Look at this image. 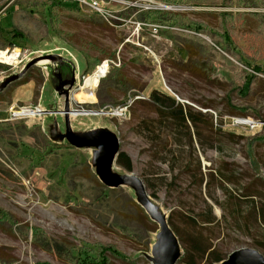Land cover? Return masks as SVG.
<instances>
[{
    "label": "rangeland",
    "instance_id": "1",
    "mask_svg": "<svg viewBox=\"0 0 264 264\" xmlns=\"http://www.w3.org/2000/svg\"><path fill=\"white\" fill-rule=\"evenodd\" d=\"M104 3L119 21L109 23L74 5L63 4L58 9L41 0H22L17 8L0 13V50L15 46L34 52L28 63L16 62L14 68L0 65V85L38 60L20 80L0 92L1 264H66L56 252L35 242V229L46 233L50 243L61 241L87 249H91L87 245L109 244L136 264L167 263L160 254L161 228L142 208L137 187L111 189L103 178L107 151L100 145L74 146L67 136L70 131L78 139L91 135L115 138L134 164L133 174L144 181L150 164H158L160 146L174 141L163 136L162 142L155 141L156 146L149 138L144 122L158 127L153 122L156 109L150 104L153 91L208 115L213 127L202 128L204 141L212 138L217 146L223 136L219 131L249 138L248 157L244 141L236 138L225 152L209 150L205 155L188 153L186 157L195 166L198 158L205 173L231 164L241 185L257 184L252 191L260 193L264 201V75L252 70L257 66L264 70L263 35H258L257 23L248 15L237 22L238 34L229 41L217 30L223 13L264 15V7L250 8L240 0H216V6L202 8L192 7L190 0ZM4 7L0 4V12ZM51 11L62 22V30L72 36L71 42L52 32ZM159 11L203 23L212 35H198L174 18L153 14ZM12 30L26 40L14 38ZM217 33L222 37L213 39ZM85 54L98 58L99 68L104 62L109 64V72L92 90L90 100L81 90L87 78L83 76ZM46 56L57 60L53 63ZM41 61H47V70ZM115 70L121 81L101 87ZM73 74L77 85L69 92L67 107L65 95L57 92V77L61 75L65 81ZM249 75L260 79L252 95L242 91ZM38 107L47 114L13 116L14 111L30 112L26 108ZM241 107L246 109L244 116L236 111ZM238 119L251 120L255 127L237 125ZM112 170L115 179L126 173L118 164ZM185 182L173 197L162 189L154 199L148 191L149 203L162 218L168 219L172 210L180 209V200L186 204V214L200 211V194L190 189L189 179ZM214 215L222 220L223 212L215 206ZM221 232L215 243L227 258L239 249H256L255 242L264 237V230L253 226L249 232H232L225 221ZM179 247L176 264H182L179 260L184 253Z\"/></svg>",
    "mask_w": 264,
    "mask_h": 264
},
{
    "label": "trees",
    "instance_id": "2",
    "mask_svg": "<svg viewBox=\"0 0 264 264\" xmlns=\"http://www.w3.org/2000/svg\"><path fill=\"white\" fill-rule=\"evenodd\" d=\"M215 1L190 0L191 3L189 4L196 8L214 7L216 6L214 4ZM240 3H244L247 7L254 9L264 7V0H240ZM54 6H57L59 9L60 4ZM153 14L158 17H170L169 20L174 18L181 22L187 30L189 29L198 35L203 34L210 37L212 35L203 23L199 24L190 20L187 21L179 17L178 14L162 11L153 12ZM247 15L257 23L258 35L264 36V15H260V13L239 14L237 17L232 13H223L219 15L218 32L220 34L222 33L225 39L229 41L231 37H235L238 34L237 22L245 19ZM166 17L164 19H168ZM50 23L52 32L56 37L71 42L72 36L62 30V22L54 15L53 11L50 13ZM11 32L14 33V38L26 40L23 34L16 33L15 30ZM220 34H215L213 39L219 36L222 37ZM263 36L262 38L264 39ZM84 58L87 68L83 76L90 77L101 65V61L96 57L86 54ZM239 60L245 66L251 68V65L242 60L241 57ZM252 70L257 74L264 75V70L261 66L252 67ZM117 72L116 70L112 72L110 75L111 79L103 81L101 87L106 82H120V78H117L115 74ZM248 77L250 79L246 80L242 91L245 94L252 95L257 89L256 87L260 79L254 75H249ZM150 104L156 109L157 118L153 122L158 125L156 127L144 122L146 130L150 134V140L152 142H162L163 136H167L169 139L171 137L174 138V141L172 144L166 142L163 146L159 145L160 151L156 157L158 164L155 165L153 162L150 164L149 171L143 181L144 185L147 191L150 192V196L158 199L162 189L167 191L168 197H173V193L178 191V188L181 189L180 185L182 183L185 184V181L189 179L190 189L193 188L195 192L200 194V211L196 212L193 209L192 212L186 214L184 212L186 204L180 200L178 206L180 209L172 210L168 218L169 226L177 236L184 251L179 261L182 264H221L227 259V254L221 250L215 241L220 238L223 222L225 221L228 228L235 233L238 231L249 232L251 226L264 230L263 196L258 192L255 193L252 191L253 186L257 185L254 182L247 188L243 187L237 180V175L231 171V164L225 163L217 170L209 168L210 171L205 173L202 169V163L198 158L195 166L193 161L191 163L187 161L186 156L188 153L194 155L200 152L205 155L209 150H214L218 153L225 152L230 147L229 144L233 143L236 138L244 141V153L248 157L250 156V151L247 150L246 144H249L250 139L219 131V134L223 136H221L222 138L217 141V146H215L214 139L211 138L205 141L203 139L202 128L205 125L213 127L212 121L207 118L208 115L196 111L193 106L182 105L171 96L158 91L151 93ZM245 110L241 107L236 111L241 116H244L246 115ZM205 121L209 122L206 123ZM156 146H158L157 143ZM116 163L126 172L133 173L134 164L127 152L121 151ZM163 166H166L167 170ZM215 206L222 210V220H219L214 215ZM34 239L46 251L56 252L66 264H114V262L136 264L135 261L130 260L115 246L109 244L108 246H102L101 244L94 246L87 245L91 248L87 249L84 245L78 248L75 245L61 241H53L50 243L46 233L41 229L34 230ZM255 243L256 249L264 255V237L261 241H256Z\"/></svg>",
    "mask_w": 264,
    "mask_h": 264
},
{
    "label": "water",
    "instance_id": "3",
    "mask_svg": "<svg viewBox=\"0 0 264 264\" xmlns=\"http://www.w3.org/2000/svg\"><path fill=\"white\" fill-rule=\"evenodd\" d=\"M46 58L50 59L52 62H55L57 60V58L54 56H46ZM37 62L38 60H33L31 63H29L28 67L23 72L8 77L0 85V92H3L9 85L20 80L25 72ZM57 79L59 80L57 92L61 95H65L66 106L68 107L70 99L69 92H72L75 89L77 85V79L74 74L70 81H63L61 75H58ZM65 88H68V92L64 91ZM102 113L104 114V112ZM67 136L70 144L74 146L100 145L107 151L103 170V178H105L106 185H108L111 189H118L124 186L137 187L143 205L142 208L146 211V214L149 216V218L152 219L160 228H162L165 233L164 236L162 235L159 245L160 254L164 256L167 262L166 264H176L179 258V240L175 233L172 232L169 226L168 219H164L159 216L152 205L149 203V194L142 179H140V177H137L133 173L128 172L122 175L120 179H113L110 177L112 169L114 165L117 164V158L121 152L118 141L108 135H91V137H87L85 139H78L72 136L70 131ZM163 246H165V252L162 251ZM167 254L169 255V257H167ZM225 261L226 264H264V256L255 248H244L232 253Z\"/></svg>",
    "mask_w": 264,
    "mask_h": 264
},
{
    "label": "built area",
    "instance_id": "4",
    "mask_svg": "<svg viewBox=\"0 0 264 264\" xmlns=\"http://www.w3.org/2000/svg\"><path fill=\"white\" fill-rule=\"evenodd\" d=\"M21 1L22 0H0V4H5V7L1 10L0 13L1 14L6 13L12 7L17 8ZM41 1H44V2L47 1L53 5H59V4L60 5L70 4L72 6L74 5L76 8H80L83 11L93 12L94 14L98 15L101 19H103L109 23H112V22L115 23V22L119 21V18L117 16L115 17L114 13L109 9V7H107L105 5L104 0H41ZM32 54H34V52L31 53L30 50L25 49L23 47L18 48V47L14 46L12 49H10V47H9L5 50H0V65L8 66L10 68H14L15 66H17L15 64L16 62L19 65V64L23 63L24 61H26L27 63L29 61H31L32 60V58H31ZM69 55H70L71 59H73V61L77 64L76 58H74V56L72 54H69ZM44 66H46V70H47L48 65L46 64ZM56 67L58 68L59 65H57ZM98 69H99V67H98ZM0 83H1V81H0ZM26 109L37 112L39 117H42L43 115L47 114L46 110H44L41 107H38L35 110H33L32 108H26ZM13 116L18 117V118L21 117V116H15L14 114H13Z\"/></svg>",
    "mask_w": 264,
    "mask_h": 264
},
{
    "label": "bare ground",
    "instance_id": "5",
    "mask_svg": "<svg viewBox=\"0 0 264 264\" xmlns=\"http://www.w3.org/2000/svg\"><path fill=\"white\" fill-rule=\"evenodd\" d=\"M41 64H46V61H41ZM103 64L104 65L102 67H100L93 75H91L90 77H87L86 78V81H85L84 86L81 87L82 93H84V97H85L86 100H90L91 95L93 94V93H91L92 90H94L95 88H97L99 86V84L101 82V79L104 78V76L109 72V64H107L106 62H104ZM13 114L15 116H22V117L23 116H32V117H35L36 115L38 116V113L35 112V111L26 112L25 110H23V111L20 110L19 112H15L14 111ZM236 124L237 125H240V126H250L251 128H254L255 127L254 123H252L251 120H248L247 121V120H243V119H238V120H236ZM110 177L114 179V177H113V170H112V173H111V176ZM156 213L159 216H161L157 211H156ZM160 233L163 236L165 234L162 228L160 229ZM162 251L165 252V246L162 247ZM167 257H169L168 254H167Z\"/></svg>",
    "mask_w": 264,
    "mask_h": 264
},
{
    "label": "flooded vegetation",
    "instance_id": "6",
    "mask_svg": "<svg viewBox=\"0 0 264 264\" xmlns=\"http://www.w3.org/2000/svg\"><path fill=\"white\" fill-rule=\"evenodd\" d=\"M69 77V76H68ZM72 78V75L69 78H66V81H70Z\"/></svg>",
    "mask_w": 264,
    "mask_h": 264
}]
</instances>
